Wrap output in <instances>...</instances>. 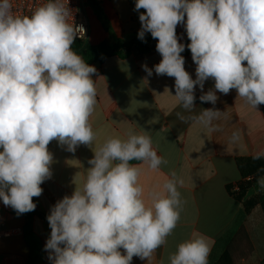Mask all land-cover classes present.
I'll return each mask as SVG.
<instances>
[{
  "label": "clouds",
  "instance_id": "obj_1",
  "mask_svg": "<svg viewBox=\"0 0 264 264\" xmlns=\"http://www.w3.org/2000/svg\"><path fill=\"white\" fill-rule=\"evenodd\" d=\"M140 9L145 12L139 15L138 38L150 33L158 39L162 60L154 70L175 78L173 96L182 123L222 131L214 122L226 119V111L194 110L195 87L203 91L209 78L215 91L202 94L201 102L215 105L216 91L227 95L236 89L253 109L264 104V0H136L134 10ZM185 15L195 80L184 69L185 46L176 35ZM84 33L68 0H45L29 15L16 14L12 0H0V199L17 215L35 210L32 198L42 194L41 183L51 177V141L74 152L96 140L90 118L97 105L92 79L97 70L72 48ZM142 67L150 77L153 70ZM238 139L234 131L230 140ZM93 150L83 183L47 216L48 259L52 264H130L137 256L151 264L180 220L184 201L178 187L184 180L170 170L162 184L146 190L141 176L168 163L147 131L108 137ZM253 158L264 159V152ZM257 185L264 190V176ZM209 251L207 237L193 233L169 255V264H208Z\"/></svg>",
  "mask_w": 264,
  "mask_h": 264
},
{
  "label": "crops",
  "instance_id": "obj_2",
  "mask_svg": "<svg viewBox=\"0 0 264 264\" xmlns=\"http://www.w3.org/2000/svg\"><path fill=\"white\" fill-rule=\"evenodd\" d=\"M97 4L106 19L112 21L111 28L116 39L127 42L130 37H138L141 29L139 15L145 12L144 9L134 10L130 0L126 1V5L117 0H101ZM84 11L88 43H110L112 36L102 28L88 0H84ZM86 13L91 15V20ZM186 20L185 15L184 23L176 27V35L178 43L185 46L180 54L185 61L184 69L195 80L197 65L188 48L191 41L186 32ZM157 43L158 39L152 38L146 53L131 51L124 58L112 56L90 65L97 70L92 75L96 81L97 105L90 118L97 137L94 145L81 144L74 152L68 151L67 145L62 146L56 140L47 146L53 156L49 166L51 177L41 183L42 194L32 198L36 204L30 220L36 244L33 264H52L48 259L49 252L45 250L51 233L47 216L58 201L65 196L71 197L77 185L83 183L86 171L91 167L88 161L94 157V146L108 137L126 138L130 130L135 133L147 131L158 155L168 162L161 165L159 171H146L141 176L140 182L146 190L162 184L170 170H175L184 180L183 186L178 187L184 201L180 220L167 242L155 252L151 264H169V255L193 233L207 237L210 247L208 264H215L241 227L246 230L252 245V253L241 259V264H263V213L255 207L245 214L241 204L229 195L227 187L234 186L239 180L237 159L264 152V104L253 109L238 97L236 89L230 90L227 95L216 91L218 100L215 105L201 102L199 97L202 94L209 89L215 91V82L209 78L204 82L203 91L198 85L195 87L194 110L199 112L215 108L226 111V119L214 122L221 125L222 131L209 133L199 124L182 123L176 115L182 110L173 96L175 78L157 75L154 70L162 60L156 50ZM244 63L246 65V61ZM145 64L153 70L150 77L142 67ZM234 131L239 132V139L232 142L230 137ZM0 218V264H28L30 251L23 235V214L17 215L0 199ZM119 251L122 255L126 254L122 248ZM130 264H148V261L134 256Z\"/></svg>",
  "mask_w": 264,
  "mask_h": 264
},
{
  "label": "trees",
  "instance_id": "obj_3",
  "mask_svg": "<svg viewBox=\"0 0 264 264\" xmlns=\"http://www.w3.org/2000/svg\"><path fill=\"white\" fill-rule=\"evenodd\" d=\"M88 1L102 28L112 36V41L97 45H90L80 41L74 42L72 45L73 50L83 57L85 63L91 65L112 56L124 58L131 51L140 54L147 52L148 44L153 38L150 33L145 34L144 40L138 37H130L127 42L116 39L113 36L108 20L96 0ZM188 51L189 49L186 52ZM242 63L246 66L244 62ZM236 167L239 174V180L235 183L237 190L233 191V186H228L227 191L229 195L241 204L245 214H249L255 207H259L264 216V190L259 189L257 185V179L260 176H264V171H262L264 169V159H254L253 157L239 158L236 160ZM250 192L252 193L249 194ZM34 213L33 210L23 214L25 218L23 235L30 251L28 264L34 263L36 255V244L30 229V220ZM251 253L252 245L248 234L241 227L227 244L215 264H237V261L247 258Z\"/></svg>",
  "mask_w": 264,
  "mask_h": 264
},
{
  "label": "built area",
  "instance_id": "obj_4",
  "mask_svg": "<svg viewBox=\"0 0 264 264\" xmlns=\"http://www.w3.org/2000/svg\"><path fill=\"white\" fill-rule=\"evenodd\" d=\"M96 1L100 2L101 0H96ZM43 2H45V0H12V5L16 14L29 15L34 7L39 6ZM68 7L72 10L74 23L76 25H82L85 29L83 38L77 36L74 42L77 41L85 42L88 37V25L84 11V0H68ZM232 190L233 191L237 190L236 185L233 186ZM1 224H2V220L0 218V225ZM7 234L8 233H3V235H7Z\"/></svg>",
  "mask_w": 264,
  "mask_h": 264
},
{
  "label": "rangeland",
  "instance_id": "obj_5",
  "mask_svg": "<svg viewBox=\"0 0 264 264\" xmlns=\"http://www.w3.org/2000/svg\"><path fill=\"white\" fill-rule=\"evenodd\" d=\"M126 1H128V0H117V2H119V3H121V4H124V5H126ZM130 2H131V5L135 6V4H134V0H130ZM87 6H89V5H87ZM129 6H130V4H129ZM118 11H119V10H118ZM124 14L127 15V12H124ZM86 16L88 17V19L90 18V20H91L92 17H91V15H90L89 13H86ZM92 16L94 17V15H92ZM108 20H109V19H108ZM109 24H110V26H111V24H112V21H111V20H109ZM85 43H86V44H89L87 40L85 41ZM250 194H251V193H250ZM34 212H35V210H34ZM237 264H241L240 260L237 261Z\"/></svg>",
  "mask_w": 264,
  "mask_h": 264
}]
</instances>
